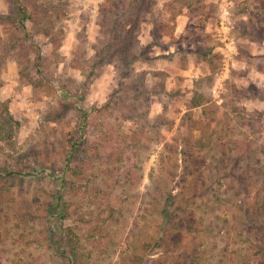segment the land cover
<instances>
[{
  "label": "rangeland",
  "instance_id": "1",
  "mask_svg": "<svg viewBox=\"0 0 264 264\" xmlns=\"http://www.w3.org/2000/svg\"><path fill=\"white\" fill-rule=\"evenodd\" d=\"M104 1L0 0V264H264V0H155L130 73Z\"/></svg>",
  "mask_w": 264,
  "mask_h": 264
},
{
  "label": "trees",
  "instance_id": "2",
  "mask_svg": "<svg viewBox=\"0 0 264 264\" xmlns=\"http://www.w3.org/2000/svg\"><path fill=\"white\" fill-rule=\"evenodd\" d=\"M154 6L155 0H105L100 5L99 25L104 38L108 41L106 45L107 52L103 50L104 54H102L99 59L95 60L96 63H104L105 61L114 62V59L116 60L118 58L117 60H120L126 68V72L130 73V66L132 65V60L129 58L130 48L132 47L130 39L134 37L140 26V15L142 13H151ZM46 8L47 7L39 8L35 6L34 14L31 15L30 19H38L40 17L39 10L41 9L44 12ZM123 22H126L127 25H130L127 35L128 37H125L128 41L127 43H124L122 47L114 48V46L111 45L110 41L112 39V36L116 35L117 30L123 24ZM159 24L154 25V35L157 34V30H155L156 28H162L159 27ZM116 55L119 57H115ZM96 57L98 58V56ZM31 83H34L33 78H31ZM34 86H36L35 83ZM198 106L200 105L194 104L193 107ZM8 107L9 102L5 103V109L10 119L11 116ZM80 127L81 126H79L78 128ZM3 131L4 128H2V125H0V134ZM75 134L76 138H74V136L70 138L68 146L65 150V166L70 171H72V176H75L77 174L81 175V173L84 171L82 164L85 163V158L87 157L86 146L88 144L87 140L82 139V132L80 131V129H76ZM112 154H116V152L112 151ZM76 169H79V171L76 172ZM260 214L263 218L261 230L264 231V204L260 207Z\"/></svg>",
  "mask_w": 264,
  "mask_h": 264
}]
</instances>
